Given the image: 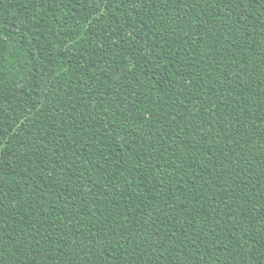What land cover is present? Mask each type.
Wrapping results in <instances>:
<instances>
[{"label":"trees","instance_id":"trees-1","mask_svg":"<svg viewBox=\"0 0 264 264\" xmlns=\"http://www.w3.org/2000/svg\"><path fill=\"white\" fill-rule=\"evenodd\" d=\"M0 264H264V0H0Z\"/></svg>","mask_w":264,"mask_h":264},{"label":"snow or ice","instance_id":"snow-or-ice-1","mask_svg":"<svg viewBox=\"0 0 264 264\" xmlns=\"http://www.w3.org/2000/svg\"><path fill=\"white\" fill-rule=\"evenodd\" d=\"M0 179H2V170H0Z\"/></svg>","mask_w":264,"mask_h":264}]
</instances>
